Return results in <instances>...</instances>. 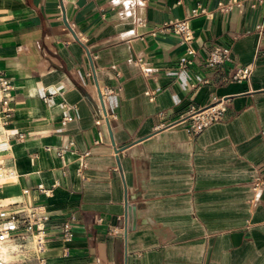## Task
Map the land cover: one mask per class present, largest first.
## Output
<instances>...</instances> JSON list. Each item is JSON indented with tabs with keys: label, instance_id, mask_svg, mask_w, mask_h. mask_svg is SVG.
Masks as SVG:
<instances>
[{
	"label": "crops",
	"instance_id": "0c3cea01",
	"mask_svg": "<svg viewBox=\"0 0 264 264\" xmlns=\"http://www.w3.org/2000/svg\"><path fill=\"white\" fill-rule=\"evenodd\" d=\"M134 1L0 0V167L13 171L0 205L51 215L44 261L8 245L11 264H264V0ZM200 6L189 42L151 33ZM215 45L233 61L206 66ZM250 63V80L231 79ZM215 102L224 117L189 131Z\"/></svg>",
	"mask_w": 264,
	"mask_h": 264
},
{
	"label": "built area",
	"instance_id": "2783aa9c",
	"mask_svg": "<svg viewBox=\"0 0 264 264\" xmlns=\"http://www.w3.org/2000/svg\"><path fill=\"white\" fill-rule=\"evenodd\" d=\"M130 3L134 0H128ZM239 4L238 0H228L227 3L221 6V10H228L235 4ZM208 11L205 7L200 6L196 8L191 15L184 19L173 20L164 22L163 24L156 26L151 30L152 34H158L163 32H173L176 34L182 42H189L194 38V33L191 28V20L199 15L207 14ZM259 30H264V22L259 25ZM188 52H194L193 49L188 48ZM234 53L231 45H215L212 48L209 56L206 58V66H223L227 62L233 61ZM94 72H96L95 67ZM254 71L253 64H237L232 67L230 77L234 81L250 80ZM0 87L3 91L8 92L10 84L3 71L0 70ZM102 96L105 97L109 93L108 89L101 88ZM6 94V97H9ZM7 103V100L3 101ZM101 110L103 109L100 104ZM225 106L223 102H215L210 104L204 109H194L190 114L192 119L191 128L194 134H197L203 127L207 126L215 120H220L224 117ZM10 109L5 111L9 116ZM72 116L68 115L64 118L63 123L71 120ZM98 122H107V113L104 110L101 114V118ZM264 135V129L262 130ZM74 142H70L73 144ZM58 155L64 156V150L58 151ZM85 155L82 157V166L80 171L87 165ZM264 167V160L262 162ZM13 175V171L8 168L0 167V182H3ZM57 184L47 186L45 184H39L38 189L45 193L47 196L51 195ZM253 190L255 192H262L264 190V176H258L253 182ZM127 205H130L127 201ZM50 213L44 204L26 205L22 203H15L11 206L0 205V264H11V260L6 258L3 254V249L9 244H15L19 252L25 254L29 247L34 249V253L39 256L41 262L44 261L42 254L46 250V227L50 221ZM122 226L118 229V233L125 234L129 229V219L127 216H122ZM66 231L69 232V226L66 227Z\"/></svg>",
	"mask_w": 264,
	"mask_h": 264
},
{
	"label": "water",
	"instance_id": "95a60500",
	"mask_svg": "<svg viewBox=\"0 0 264 264\" xmlns=\"http://www.w3.org/2000/svg\"><path fill=\"white\" fill-rule=\"evenodd\" d=\"M93 66H94V62H93ZM95 75H96V72H95ZM95 82H96V85H97V90H98L99 98H100L101 104L103 106L104 99H103V96H102V93H101V90H100V85L98 83V79H97L96 76H95ZM106 124H107V128H108V131H109L111 140H112V144L115 145L116 142H115V139H114V134H113V130H112L110 121L108 120L106 122ZM136 213H137L136 206L127 205V209H126V212H125V216H127L128 219H129V228L132 227V226H134L136 224Z\"/></svg>",
	"mask_w": 264,
	"mask_h": 264
},
{
	"label": "bare ground",
	"instance_id": "6f19581e",
	"mask_svg": "<svg viewBox=\"0 0 264 264\" xmlns=\"http://www.w3.org/2000/svg\"><path fill=\"white\" fill-rule=\"evenodd\" d=\"M9 245H13V244H9ZM17 249H16V251L19 252ZM3 254L5 255L6 258H8V259L11 258V254L9 252H7L6 247L3 249Z\"/></svg>",
	"mask_w": 264,
	"mask_h": 264
},
{
	"label": "rangeland",
	"instance_id": "374dc122",
	"mask_svg": "<svg viewBox=\"0 0 264 264\" xmlns=\"http://www.w3.org/2000/svg\"><path fill=\"white\" fill-rule=\"evenodd\" d=\"M13 246L17 247L15 244H13ZM18 248V247H17ZM19 251V249H17ZM25 255H22L21 252L17 253L15 257L11 258L13 260H17L21 257H24Z\"/></svg>",
	"mask_w": 264,
	"mask_h": 264
}]
</instances>
